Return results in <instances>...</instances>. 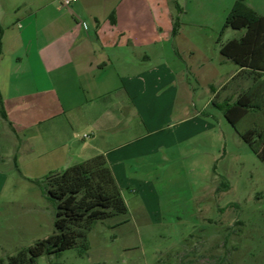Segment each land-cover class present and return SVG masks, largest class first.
<instances>
[{
  "label": "crops",
  "instance_id": "1",
  "mask_svg": "<svg viewBox=\"0 0 264 264\" xmlns=\"http://www.w3.org/2000/svg\"><path fill=\"white\" fill-rule=\"evenodd\" d=\"M235 1L0 0L7 117L0 113V200L11 163L31 182L103 155L122 197L126 189L144 206L154 204L160 152L215 129L180 105L190 93L188 76L207 87L219 83L206 106L235 100L251 85L219 50L242 34L223 29ZM244 2L264 16V0ZM173 116V132L159 133V121ZM111 220L128 222L127 215Z\"/></svg>",
  "mask_w": 264,
  "mask_h": 264
},
{
  "label": "rangeland",
  "instance_id": "2",
  "mask_svg": "<svg viewBox=\"0 0 264 264\" xmlns=\"http://www.w3.org/2000/svg\"><path fill=\"white\" fill-rule=\"evenodd\" d=\"M185 60L194 67V58ZM188 81L190 93L180 105L189 118L199 116L215 129L160 152L151 181L154 204L147 200L144 206L140 195L125 189L128 222L97 223L88 234V251L73 248L32 264H264V162L219 108L206 106L219 83L207 87L191 74ZM172 122L176 117L159 121V133H172ZM10 172L0 200V258L6 263L50 236L55 217L39 187L22 180L12 163ZM226 181L229 190L216 195L214 189Z\"/></svg>",
  "mask_w": 264,
  "mask_h": 264
},
{
  "label": "trees",
  "instance_id": "3",
  "mask_svg": "<svg viewBox=\"0 0 264 264\" xmlns=\"http://www.w3.org/2000/svg\"><path fill=\"white\" fill-rule=\"evenodd\" d=\"M177 13L181 11L175 3ZM179 19L173 17L172 35H176ZM242 32L237 39L219 47L220 53L241 67V76L251 82L245 93L235 100L216 105L225 119L257 158L264 162V16L251 9L244 0H236L223 29ZM2 30L0 29V37ZM0 113L7 118L0 96ZM245 123V128L239 125ZM215 172V166H214ZM44 198L55 208L54 232L32 246L4 259L0 264H32L42 256H60L62 252L80 248L88 251V234L98 222L127 215V206L112 171L103 155H97L61 171H52L31 179ZM228 181L216 191L229 190ZM126 222V221H125Z\"/></svg>",
  "mask_w": 264,
  "mask_h": 264
},
{
  "label": "built area",
  "instance_id": "4",
  "mask_svg": "<svg viewBox=\"0 0 264 264\" xmlns=\"http://www.w3.org/2000/svg\"><path fill=\"white\" fill-rule=\"evenodd\" d=\"M64 5H69L71 3V0H63ZM82 25L86 28L87 24L86 22H82Z\"/></svg>",
  "mask_w": 264,
  "mask_h": 264
}]
</instances>
